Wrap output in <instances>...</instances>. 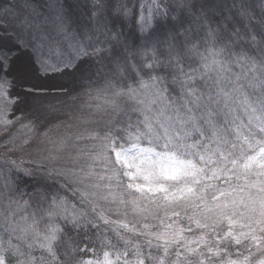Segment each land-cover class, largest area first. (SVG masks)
<instances>
[{
	"label": "snow or ice",
	"instance_id": "snow-or-ice-1",
	"mask_svg": "<svg viewBox=\"0 0 264 264\" xmlns=\"http://www.w3.org/2000/svg\"><path fill=\"white\" fill-rule=\"evenodd\" d=\"M0 264H264V0H0Z\"/></svg>",
	"mask_w": 264,
	"mask_h": 264
}]
</instances>
